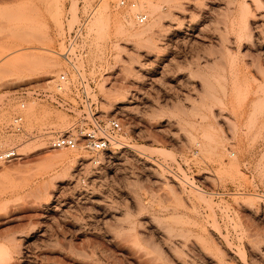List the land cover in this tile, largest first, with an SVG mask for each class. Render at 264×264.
Returning a JSON list of instances; mask_svg holds the SVG:
<instances>
[{"label":"rangeland","instance_id":"374dc122","mask_svg":"<svg viewBox=\"0 0 264 264\" xmlns=\"http://www.w3.org/2000/svg\"><path fill=\"white\" fill-rule=\"evenodd\" d=\"M141 2L0 0V152L21 156L0 166V264H264V0L158 2L147 35ZM82 20L77 66L128 146L64 172L47 141L74 117L24 93L73 77L57 53Z\"/></svg>","mask_w":264,"mask_h":264},{"label":"built area","instance_id":"2783aa9c","mask_svg":"<svg viewBox=\"0 0 264 264\" xmlns=\"http://www.w3.org/2000/svg\"><path fill=\"white\" fill-rule=\"evenodd\" d=\"M124 4V1L120 2V5ZM130 7H134V4ZM135 20L138 24H143L146 15L137 14ZM85 24L86 20H82L65 35L64 50L57 53L67 64L73 77H70L67 71L60 72L50 78L47 86L25 91L24 94H29L32 99L48 103L74 117V121L66 130L53 132L47 141L48 148L69 151L81 149L90 154L93 161L98 162L99 157L108 155L115 147V137L120 132L121 125L118 118L98 109L93 83L84 77L77 66V61L85 55V49H80ZM24 104L22 100L20 108H23ZM9 129L15 133L23 132L20 114L13 115ZM20 157L16 147L6 149L0 152V166Z\"/></svg>","mask_w":264,"mask_h":264},{"label":"bare ground","instance_id":"6f19581e","mask_svg":"<svg viewBox=\"0 0 264 264\" xmlns=\"http://www.w3.org/2000/svg\"><path fill=\"white\" fill-rule=\"evenodd\" d=\"M156 1H158V0H156ZM177 0H160V1H158V2H161V3H166V4H174L175 2H176ZM178 1H180V0H178ZM158 2H155V1H153V0H142V2L140 3L141 5H139V6H144L145 8L147 7V9L149 10V12H151L149 15H151L150 17H151V19H150V22L146 25V26H144L143 28H141L138 32H136V34H140V35H147L151 30H152V28L156 25V24H160V18L162 17V14L160 15V14H158V12H156V10H158V8H159V6H158ZM178 4H179V2H177ZM176 4V3H175ZM177 5V4H176ZM181 6V5H180ZM183 7V6H182ZM141 8V7H140ZM173 9H175L176 10V8H174V6H173ZM180 10L182 9L181 7L179 8ZM183 14V13H182ZM148 15V14H147ZM177 20V19H176ZM136 21V20H135ZM174 22V21H173ZM163 28V27H162ZM167 28V27H166ZM164 30V29H163ZM169 31V30H168ZM249 35H251L250 33H249ZM248 35V36H249ZM147 37L148 36H146L145 37V39H147ZM150 38V37H149ZM148 38V39H149ZM145 40V41H143V43H144V46L146 45L147 46V48H150V47H152L153 46V49H155V43H154V45H152L153 43V39L151 40V38L149 39V40ZM174 39V38H173ZM190 39V38H189ZM144 40V39H143ZM151 40V41H150ZM158 40V39H157ZM168 41H170V40H168ZM157 42V41H156ZM171 42V41H170ZM185 42H187V41H185ZM184 42V43H185ZM161 43V42H160ZM183 43V42H182ZM148 44V45H147ZM176 44H178V43H176ZM149 46V47H148ZM160 47V46H159ZM167 48V47H166ZM156 49H158L157 47H156ZM43 58L44 57H42L41 59L43 60ZM46 61L47 60H45V62H44V60H43V62L45 63V64H47L46 63ZM131 61V60H130ZM40 62V61H39ZM42 62V61H41ZM43 62H42V65H43ZM39 65H41V64H39ZM48 65V64H47ZM52 67H53V64L51 65ZM144 66V64H140V67L139 68H141V67H143ZM45 67V66H44ZM47 67V66H46ZM49 67H50V65H49ZM41 68H42V66H41ZM44 71V70H43ZM148 73H147V71H146V74L145 75H143V76H140V84L142 85V86H140L141 88H139L140 90H142L143 91V93L146 91V89H145V86L146 87H148V88H150V87H152L153 86V84H156V85H162V79H159V77L157 78V77H153V75H152V73H153V69L152 68H150V69H148ZM258 71V70H257ZM46 73L48 72L49 73V71H45ZM46 73H44V74H46ZM48 73L46 74V75H48ZM135 73V72H134ZM50 74V73H49ZM138 74V73H137ZM150 74V75H149ZM45 75V76H46ZM135 75V74H134ZM133 75V76H134ZM164 74H161V78H162V76H163ZM44 76V77H45ZM48 77V76H47ZM137 78V77H136ZM139 78V77H138ZM47 83H49V80H48V82ZM210 84V83H209ZM123 88H125V87H123ZM119 90V89H118ZM125 93H121V92H118V93H107V94H110V95H114L113 96V98H115L114 99V103L116 104V105H121V104H124V103H133L132 102V99H133V94H131V93H129L128 95H127V93L129 92V91H131L130 90V86H126V88H125ZM105 93V94H106ZM107 94H106V96H107ZM129 95H131V96H129ZM132 97V98H131ZM109 98H111V96H109ZM108 98V99H109ZM112 98V99H113ZM129 98H131V99H129ZM107 99V100H108ZM112 99H110V100H112ZM137 98H134V100L133 101H135ZM106 100V99H105ZM141 100H144V95H143V97L141 98ZM113 103V100L112 101H110V104H109V101H108V104L110 105V106H114L112 103ZM109 106V107H110ZM113 109V108H112ZM122 109H130L131 110V108L130 107H123ZM61 121L62 122H64L65 120H64V118H63V120L61 119ZM60 123V122H59ZM66 123V122H65ZM39 141V140H38ZM28 144H29V142H27ZM27 143L26 144H24V143H22L21 145H23L24 147H27ZM20 144V143H19ZM18 144V145H19ZM114 144H115V147H119V146H122V145H127V144H125V143H123V140L121 139V138H115V142H114ZM17 145V144H16ZM20 145V146H21ZM26 145V146H25ZM12 146V145H11ZM19 146V148H21V150L23 149L22 147H20ZM39 146V145H38ZM128 146V145H127ZM18 147V146H17ZM16 147V148H17ZM125 147V146H124ZM36 149H39V148H36ZM23 151V150H22ZM25 152H26V148H25V150H24V154H25ZM73 152V151H72ZM140 152V151H139ZM22 153V152H21ZM77 155L76 154H74V152L73 153H67V152H60V153H58V154H48L46 157H45V161L47 162V163H49V164H58V165H63V166H65V168L63 167V170H64V172H66L67 171V168H69V167H71L72 166V164H74L76 161H77V158H78V156L76 157ZM93 162H95V161H93ZM99 163V161L98 162H95V164H98ZM65 169H66V171H65ZM64 176H66L65 174H64ZM64 176H62V177H64ZM50 184H51V181H50ZM46 185H48V184H46ZM52 186V185H51ZM44 187V186H43ZM47 187V186H46ZM45 188V187H44ZM52 188V187H51ZM46 190V189H45ZM43 191V190H42ZM43 193V192H42ZM47 193V192H46ZM45 193V191H44V195L46 194ZM42 194V195H43ZM49 195V194H48ZM46 197H47V194L45 195ZM51 196V195H50ZM53 196V195H52ZM45 197V198H46ZM170 241V240H169ZM11 243V242H10ZM14 246H17L16 245V243H13L12 245H11V247H10V249H12L13 251L15 250V249H13V248H15ZM257 248H259V247H257ZM7 250L6 251V254L7 253H10V251H12V250ZM261 249H262V247H261ZM260 249V250H261ZM15 252V251H14ZM13 253V252H12ZM9 256V255H8ZM7 257V256H6ZM4 259V258H3ZM5 260V259H4ZM2 262V261H1Z\"/></svg>","mask_w":264,"mask_h":264}]
</instances>
